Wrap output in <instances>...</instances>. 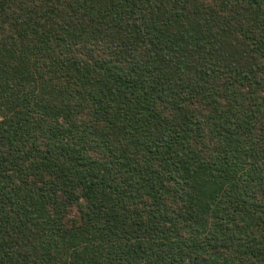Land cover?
<instances>
[{
    "label": "trees",
    "instance_id": "trees-1",
    "mask_svg": "<svg viewBox=\"0 0 264 264\" xmlns=\"http://www.w3.org/2000/svg\"><path fill=\"white\" fill-rule=\"evenodd\" d=\"M0 264H264V0H0Z\"/></svg>",
    "mask_w": 264,
    "mask_h": 264
}]
</instances>
